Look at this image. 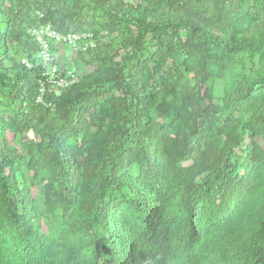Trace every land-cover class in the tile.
Listing matches in <instances>:
<instances>
[{"label": "trees", "instance_id": "trees-1", "mask_svg": "<svg viewBox=\"0 0 264 264\" xmlns=\"http://www.w3.org/2000/svg\"><path fill=\"white\" fill-rule=\"evenodd\" d=\"M0 264H264V0H0Z\"/></svg>", "mask_w": 264, "mask_h": 264}, {"label": "built area", "instance_id": "built-area-1", "mask_svg": "<svg viewBox=\"0 0 264 264\" xmlns=\"http://www.w3.org/2000/svg\"><path fill=\"white\" fill-rule=\"evenodd\" d=\"M32 34L39 44L40 59L44 69L43 75L47 77L46 81L40 83V95L38 97L39 102H44L48 84L66 89L79 81V76L75 73V70L63 71L60 68V64L55 59L58 53H55L52 47L53 44L59 47H70L76 53L85 52L89 47L95 46L92 41L94 36L90 32L61 33L50 24L34 28ZM22 62L26 66L32 67L27 59H23Z\"/></svg>", "mask_w": 264, "mask_h": 264}, {"label": "rangeland", "instance_id": "rangeland-1", "mask_svg": "<svg viewBox=\"0 0 264 264\" xmlns=\"http://www.w3.org/2000/svg\"><path fill=\"white\" fill-rule=\"evenodd\" d=\"M134 3H138L139 0H129ZM55 53L58 55L55 57L56 61L59 62L60 66L67 70H75L79 76L85 75L91 67L86 66L83 67L82 63L78 61L76 55L77 53L74 52L70 47H57L54 49ZM34 137V136H33ZM32 137V138H33Z\"/></svg>", "mask_w": 264, "mask_h": 264}, {"label": "water", "instance_id": "water-1", "mask_svg": "<svg viewBox=\"0 0 264 264\" xmlns=\"http://www.w3.org/2000/svg\"><path fill=\"white\" fill-rule=\"evenodd\" d=\"M30 136H31V137L34 136V132H33V131L30 132Z\"/></svg>", "mask_w": 264, "mask_h": 264}]
</instances>
